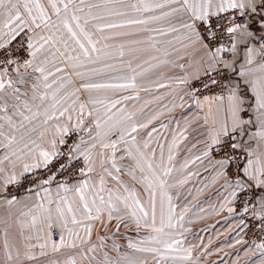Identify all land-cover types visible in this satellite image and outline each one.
I'll use <instances>...</instances> for the list:
<instances>
[{"label":"snow or ice","instance_id":"obj_1","mask_svg":"<svg viewBox=\"0 0 264 264\" xmlns=\"http://www.w3.org/2000/svg\"><path fill=\"white\" fill-rule=\"evenodd\" d=\"M153 70L184 110L167 144ZM205 164L264 264V0H0V264H200L172 190Z\"/></svg>","mask_w":264,"mask_h":264},{"label":"crops","instance_id":"obj_2","mask_svg":"<svg viewBox=\"0 0 264 264\" xmlns=\"http://www.w3.org/2000/svg\"><path fill=\"white\" fill-rule=\"evenodd\" d=\"M161 58L163 59L164 57H161ZM169 59L175 60L176 54L173 53V55L169 57ZM145 67H148V65H145ZM179 72H180V69L175 68V67H170V68L165 69V74L168 76H172L173 74H178ZM159 75L160 73L158 70H153V71L148 72L143 78V80L140 81V83H142L144 87H147L150 89V91L148 92H145V91L140 92V100L138 102V106L140 108L143 107L144 112H146V108H148L149 110L150 107L160 106L161 103L163 102H167L169 105H171V102L173 100L172 95L168 94L166 92V89L156 88L152 83L158 78ZM161 83H170L172 84L173 88L177 87V85L172 81L162 80ZM131 103L132 102H129L130 105ZM178 116L184 119V112H182V114L178 113L174 115L171 118V121L175 122ZM169 132L170 134L173 133L172 131H169ZM187 135H188V139L180 143L179 149L177 152L185 151L187 153H197V148L191 147V145L195 143L196 133L190 130ZM169 137L172 139L171 135ZM188 149H191V150L189 151ZM175 163L178 168L183 164V162L181 163L175 162ZM210 167L211 166L207 164H205L203 167H197L196 165L191 166V170L193 171V173H199V176L193 175L191 178H189L187 184L183 186L185 188V197H183L181 193L182 187L178 186L179 188L177 187L176 189H173L172 191L180 192L179 201L180 202L185 201L187 203L186 206L189 209H192V211L189 212L192 216L194 214L193 212L200 211V209L203 208L205 209V211H208V213H205V211L203 212L200 211L201 212L200 215L202 216L209 217L212 215L214 217L218 216L219 218H226L228 215L231 216V214L227 212L226 208L224 211L218 210L219 209V205L217 204L218 197L214 195V193L216 189L219 187V185L218 184L213 185L211 183ZM206 169L208 170L206 171ZM178 179H183V178L180 177V174L176 172L174 174V182L175 180H178ZM205 183H208L209 187L204 188ZM212 205L217 206V211L214 212L212 210V207H211ZM188 214L186 215V217L188 216ZM0 215H3L2 211H0ZM206 227H209L208 223L207 224L204 223L203 225H200V226L198 225V227L193 228L191 230V233H189L190 235H186V240H187L186 246L197 247V244L203 241L204 233L206 232L205 230ZM190 236H191V239H190ZM196 236H198L197 239H196ZM195 241L196 243L194 244ZM2 242H3V232H2V226H0V244H2ZM191 243L194 245H191ZM204 243L205 242H203L202 245ZM250 245H251L250 243H247L241 246H244V250H246ZM237 247H238L237 249H240L239 246ZM235 264H242L241 257H239V259L237 260Z\"/></svg>","mask_w":264,"mask_h":264},{"label":"rangeland","instance_id":"obj_3","mask_svg":"<svg viewBox=\"0 0 264 264\" xmlns=\"http://www.w3.org/2000/svg\"><path fill=\"white\" fill-rule=\"evenodd\" d=\"M165 105H170L167 102L161 103L160 106L150 107L149 110L146 108V116L142 117V119L146 118L147 116H151L152 114L164 112V115L159 117V120L155 122V125L158 127L160 121L169 122L171 121V118L182 112H184L183 109L177 107L173 109L172 111H165ZM143 110L144 108L141 107ZM177 123L181 128L185 126V119L181 118L180 116L177 117V120L175 122H172L169 124V127L167 129H158L159 133L162 135V137L166 138V140L162 139L161 143H171L172 139L169 137L170 135L173 137V134L177 132ZM169 131H172L173 133L170 134ZM165 152L167 154V149H165ZM197 153H187L185 151L183 152H177L176 153V162L181 163L184 162L185 159L192 158ZM180 174V177L183 178L182 172H177ZM179 188V187H178ZM182 196L185 197V188L182 187L181 189ZM197 193V192H196ZM182 207L185 206L187 203L185 201L178 202ZM193 216L189 213L187 217H185V227L190 228L191 230L195 227H198V225H203L204 223L209 225V227H206V232L204 233L203 241L201 243H198L197 246H201L203 242H205L202 246V248H197V252L194 253V255H199L204 250H207V252H210L211 255H203L200 259V264H235L239 257H241V262L243 264V261L248 258V255L246 254V250H244V246H241L243 244H236L235 241L239 237L235 235L237 225L239 223L238 219H235L232 217V215H228L226 218H219L218 216H209L205 217L200 215L201 212H193ZM205 213H208V211H205ZM188 220H191L192 223H187ZM190 232H187L186 235H190ZM243 235V234H241ZM198 236H196V239ZM191 239V236H190ZM244 239L248 241V243H252L253 239H248L246 236H244ZM191 242V241H190ZM258 242V241H257ZM196 241L194 242V244ZM191 243V245H194ZM229 245H234L233 247H229ZM239 246L240 249H237Z\"/></svg>","mask_w":264,"mask_h":264},{"label":"built area","instance_id":"obj_4","mask_svg":"<svg viewBox=\"0 0 264 264\" xmlns=\"http://www.w3.org/2000/svg\"><path fill=\"white\" fill-rule=\"evenodd\" d=\"M246 237H247L248 239H255V237H254V235H253L252 232H249V233L246 235Z\"/></svg>","mask_w":264,"mask_h":264}]
</instances>
